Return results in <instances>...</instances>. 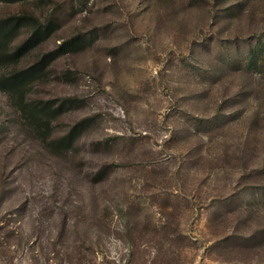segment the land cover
Wrapping results in <instances>:
<instances>
[{
	"label": "rangeland",
	"instance_id": "1",
	"mask_svg": "<svg viewBox=\"0 0 264 264\" xmlns=\"http://www.w3.org/2000/svg\"><path fill=\"white\" fill-rule=\"evenodd\" d=\"M19 13L56 23L22 66L88 45L28 92L68 100L70 148L0 90V264H264V0L0 3Z\"/></svg>",
	"mask_w": 264,
	"mask_h": 264
},
{
	"label": "trees",
	"instance_id": "2",
	"mask_svg": "<svg viewBox=\"0 0 264 264\" xmlns=\"http://www.w3.org/2000/svg\"><path fill=\"white\" fill-rule=\"evenodd\" d=\"M20 0H0L1 2H18ZM56 23L48 19L42 22L29 13L12 14L0 17V90L6 92L25 125L39 134L44 142L59 143L60 151L70 148L76 138L75 127L65 136L54 139L53 121L65 109L68 100L57 103L54 99L32 100L28 96L31 85L47 75L51 63L61 54L76 52L88 45L82 36L62 41L55 49L37 56L32 63L22 66L21 61L35 50L55 30ZM28 27L26 38L15 44L23 29ZM83 124V123H81Z\"/></svg>",
	"mask_w": 264,
	"mask_h": 264
}]
</instances>
